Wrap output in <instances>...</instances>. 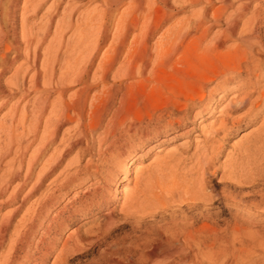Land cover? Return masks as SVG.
Returning <instances> with one entry per match:
<instances>
[{
  "label": "bare ground",
  "instance_id": "6f19581e",
  "mask_svg": "<svg viewBox=\"0 0 264 264\" xmlns=\"http://www.w3.org/2000/svg\"><path fill=\"white\" fill-rule=\"evenodd\" d=\"M4 1L0 0V77L23 55V63L5 82L13 90L10 94L32 96L20 113L16 106L3 116L9 118L7 124L0 122V161L13 156L7 162L6 182L22 179L11 200H1L0 206L14 203L17 192L29 185L21 204L0 217V264H47L57 248L58 233L78 218L84 219L81 225L87 224V216L94 210H106L104 222L84 234H80L81 226L73 228L51 262L70 264L80 246L94 244L115 224L117 198L110 193H116V185L127 181L131 164L138 157L133 154L135 146L158 141L184 126L189 113H193V120L202 113L209 117L222 105L192 153L176 157L177 150L168 151L155 166H137L133 187L126 182L120 192L119 214L133 219L135 227L147 220L158 222L154 223L157 226L148 225V235L144 233L140 243L131 244L133 251H118L113 243L116 252L105 250L97 261L216 264L219 253L213 248L224 238L215 218L209 219L210 208L223 201L233 203L230 188L264 175V116L258 126L241 135L226 161L219 165L215 161L228 129L256 120L264 110V39L260 34L264 0H78L71 8L70 0H24L22 51L3 25ZM49 1L47 13L42 14L45 22L27 27L26 14L37 13ZM92 2L96 4L90 10L79 11ZM186 10L187 16L168 25L151 43L153 34L166 21ZM191 52L210 67L202 71L193 65L196 81L192 87L172 89L173 96L164 97L160 91L165 88V68L182 76L190 68L194 71L192 64L186 69ZM10 53L15 55L8 60ZM1 90L0 108L8 101L2 100L5 95ZM238 111L243 112L235 116ZM71 124L76 134L69 138L71 128L66 127L58 147L48 156V147L56 142L62 128ZM190 131L186 128L184 133ZM35 143L38 148L30 153ZM27 152L30 154L21 178ZM72 152L74 157L66 160ZM85 156L88 158L79 165L81 168L69 174L59 171L49 183L52 191L27 206L13 224L25 201L63 162L67 170ZM16 157L20 159L15 167ZM143 170L148 171L144 177ZM217 173L221 181L218 193L213 184ZM71 187H76L75 198L83 195L79 205L66 215L64 206L51 217L60 196ZM6 189L1 181L0 199ZM234 226H230L232 231ZM234 261L231 252L229 264Z\"/></svg>",
  "mask_w": 264,
  "mask_h": 264
},
{
  "label": "rangeland",
  "instance_id": "374dc122",
  "mask_svg": "<svg viewBox=\"0 0 264 264\" xmlns=\"http://www.w3.org/2000/svg\"><path fill=\"white\" fill-rule=\"evenodd\" d=\"M23 2H24V0H17V1L16 0H5L4 4H6V6L3 4V8L1 10V13H2L3 18H4L3 22L5 21V24H3V25L6 26L5 28L8 30V36L10 38H12L14 36L18 40L17 43L19 42L20 44L18 43L17 48H18V50L21 49L20 51H22L23 45H24L23 41L21 40L22 39V37H21L22 36V33H21V27H22L21 12L23 11L22 10ZM49 3H50V1L47 4L43 5L41 7V9H39L37 11V13H35L36 15L33 14L32 12H30L31 15H28V14H30L29 12H28V14H26V18H27L26 23L29 24V25L26 24L27 27L36 25L37 23L40 24V23L45 22V21H43V20H45V18H43V17L47 13V11H45V10H46L47 6L49 5ZM77 3H79L78 0H70L68 4H70V8H71V7H73V5H76ZM94 4H96V3L92 2L89 5H85L83 7H80L79 11H88L92 8V6ZM10 6H12V7H10ZM13 7H15V8H13ZM5 11L8 13H6ZM42 14H43V17H42ZM188 14H189V11L188 12H187V10L182 11V12L178 13L176 17L171 18L170 20L166 21V23H164L163 26L159 30H157L156 33L153 34L152 38L150 39L151 43H153L156 40V38L158 36H160V34L168 27V25L172 24L177 19H181V18L187 16ZM59 16H60V14L57 16V18ZM10 17H13V19ZM7 18H9V19H7ZM6 21H7V24H6ZM11 27H14V28H11ZM12 29L14 30V33H13ZM260 31H261L260 34L264 39V28H260ZM11 32L13 33V35H11ZM21 41H22V44H21ZM19 47H20V49H19ZM105 48H106V46L102 50H104ZM20 51H18V52H20ZM20 54H21V52H20ZM189 54H190L189 55V61H188V65H187L188 68L186 67L187 70L190 67H192L193 65H195V67L198 70L202 69V71H205L210 67L209 66L210 64L208 62L203 61V59L197 58V56L194 55L192 52ZM14 55H13V53L8 54L7 55L8 60H11ZM22 57H23V55H20L19 57H17V61L15 60L11 64V66H9V69L5 73H3V75H1V77H0V85H1L0 87H2L1 89H3V90H1V89L0 90L3 91V93L5 95L2 100H4V101L8 100L5 103V105L0 108V122L3 124H7V121H9L8 117H3V116L5 114H7L8 111L12 109V107H16V106H17V108L19 107L18 111L20 113L21 112L20 109H22L23 104L25 105L27 103V101L30 100V98L32 96V95H29L26 97L24 96L25 98H22V96L20 95L21 93H16L14 95L10 94L13 90H11L10 89L11 87H9L8 84H6V82H5L6 79L8 80L10 78V76L12 75V73L14 72V70H15L14 68H16L20 63H23L24 57L23 58ZM192 57L194 60L196 58L195 61H197V62H195L192 59ZM99 58H100V55L98 56L97 60ZM193 63H195V64H193ZM203 63H205V64L203 65ZM191 64H192V66H190ZM195 67L193 66V69ZM168 68H170V67L165 68L166 75L163 78V80L165 79V81L163 82V80H162V82H163L162 85L165 86V88L167 86L170 89L166 88L167 89L166 90L163 87L164 90L162 89L163 91L161 90L160 94L163 95L164 97L165 96H169V97L173 96L172 89L180 91V90H183L181 88L184 87V85L191 88L192 83L194 81H196V76H193V75H195V69L193 71V70H191L192 68H190V71H189L190 73L186 71L187 73L185 72L186 74L182 76V75H178L175 73L173 74V71H171V68L170 69H168ZM204 68H206V69L204 70ZM172 74L175 75V77ZM180 76H182V77H180ZM173 78H174V81H172ZM263 82H264V80H263ZM181 83H183V84H181ZM95 90H98V88H96ZM69 92H71V91H69ZM54 96H56V95H53V97ZM221 107H222V105H220L218 108H215L211 112V115L209 117H207V115H205L203 113L199 116H196L194 118L195 121L193 120V116H194L193 113H189L188 122L184 126L179 127V128H175L174 130L167 133V135H165V136H160L158 141H151V142L147 143L145 146H137L136 145L135 149L133 151V154L136 152L135 154H137L136 156H138V157L135 160H133V163L131 164V172H130L128 179L126 181V182H128L129 188L133 187V184H134L133 177L135 175V171H136L137 166H142V167H147L149 165L155 166L156 163L158 161H160V159L168 151L177 150L176 157H179L181 154L186 156L185 155L186 152L188 154L192 153L194 151V149L196 148V145L201 143L202 135H204L209 130V126L211 125V122L214 121L219 116L220 113L218 110H220ZM242 112L243 111L236 112L235 116L238 114H241ZM263 116H264V110L259 113L256 120H253L249 123H244L245 125L242 123V124H240L234 128L228 129L227 135L223 138V142L221 143L219 153L217 154V157L215 160L217 165L222 163L225 159L227 160L229 158L228 156H231V150L234 148L236 143L240 140L241 135L245 132L250 131L255 126H258L260 124ZM0 125H2V124H0ZM66 127L71 128V130L69 131V135H67L69 138H72L76 134V130L74 128H72V127H75L74 124H71V126L69 125V126L63 127L60 134H59L58 139L56 140V142L53 145H50L48 147V152H47L48 156L50 153L53 152L52 150L54 148L58 147L57 145H59L60 136ZM186 128L191 129L189 134L184 133ZM100 132L101 131H99V133ZM72 133H73V135H72ZM220 136H222V134ZM36 143L38 144V142H36ZM36 143L31 148V150H29L30 153L33 149L38 148V145ZM22 144L23 145L25 144V139L23 140ZM62 147L63 146H60V149ZM29 152H27V156L25 157V159L23 160V163H22V166H23L22 172L23 173H21V178L24 175V172L26 169V162H27V160L29 158L28 156L30 154ZM74 153L75 152H72L69 155V157H67L66 160H68V158L69 159L73 158ZM47 155H46V157H47ZM12 157L13 156L9 155V156H6L5 158L1 159V161H0V182L3 181L4 187L7 188L4 192V196L1 197L0 201L1 200H4V201L11 200V199H9V197H10L13 189H15V191H17L18 185L22 182V179L21 180L15 179L14 181L6 182L7 181V179H6L7 178V175H6L7 171L6 170L9 167L8 166L9 164L7 162H9V160H11ZM87 158H88V156H85V158H81L78 163L73 164L72 166L67 168V170L63 169L65 166V162H63L58 167L55 174H53L51 177H49L44 182L43 187L41 189H39L32 197L28 198L29 200L27 199L25 201V203L23 204V206L21 207L19 212L14 216L13 224L15 225V223L21 218L23 213L26 211V208H28L27 206H30V204L31 205L36 204V202L38 200H40L41 197H43V195L45 193L52 191L51 190L52 188H50V187H52V184H49V183L59 173V171L63 170L66 173H68V172L72 173L75 171L74 169L81 168L80 166L84 165ZM19 159L20 158L16 157V160L13 162V165L15 167H16V165H18ZM137 164H140V165H137ZM39 168H40V166L38 165L35 172H38ZM143 172H141V173H143V175L141 173L140 174L144 177L145 175H147L146 173H148V171L143 170ZM118 176L121 177V174L119 171H118ZM142 176H141V178H143ZM219 178H220V173H217L213 179V182H214L213 184H215V188H216L215 190L217 193L220 192V190H221V181L219 180ZM255 179L256 180L249 183L251 185H249V184L242 185L241 184L239 186L233 187V189L230 188L231 191L233 192V195L235 196L233 203H230L228 201H223L220 204L214 203L213 206L209 210V215H211V216H209V219L215 218L214 220L218 223V225L221 228L220 234L224 238L223 241L216 243L215 247L213 248L214 251H217L219 253V255H218L219 259L216 262V264H229V262L231 261V252H233L234 256H235L234 264H264V175L263 176H257V178H255ZM88 182H89V180L85 181L83 183V187L86 188L88 186ZM126 182H122V183L117 184L116 185L117 192L114 193L113 191H111V193H110L111 194L110 196H112V197L115 196L117 198V201L115 202L116 208H115V212H114V216L116 215L115 216V222H114L115 224L113 225L112 229L108 232H105L106 234L103 232L102 235L99 236V238L100 237H102V238L97 240V242L99 241L98 244H97V242H95L94 244L80 246L81 249H79V252L77 251L78 253L73 256L74 259L71 261L70 264H95V263L97 264V261L101 260L100 259L101 254L105 250L107 251L110 249L109 251H112V252L115 251L116 252V250H114L111 247L115 243H116V245H118V251H121V252H126L127 250L133 251L134 250L133 246H135L137 243H140L142 241V239L148 235L147 230L150 227L148 225H150L151 223L154 224L156 222L150 223L149 220H147L146 222H143V224L141 223L139 227H135V224H133L134 223L133 219H131V218L125 219L124 216H121L119 214V208H120L119 206H120L122 198H123V194L120 192H121L123 186L126 184ZM28 189H29V185L27 187H25L21 192H19V194L17 192V199L15 200L14 203L7 204V205L6 204L1 205L0 206V217H2V215L4 216V215L8 214L10 212V210H13L16 206H18V204L20 205L21 199H22L23 195L28 191ZM75 189H76V187H71V189H69L65 195L60 196L61 198H60L56 208L52 211L51 217L53 216L52 214L56 213L58 210H61V208L64 206L67 207L66 212H64V214L66 215L67 212L71 211V209L74 206L79 205V202L82 199L83 195H81V193H79L78 196L81 195V197H79L80 199L75 198L74 197L75 195L73 194ZM115 203L114 202L111 203L110 206H113ZM105 211L106 210H102V211L98 212L97 210H94L87 216V221H89V222H87V224L81 225L83 223L84 219L78 218L77 221L70 224L63 231L58 233L57 244H56L57 248L54 251V253L50 256L47 264H51L54 257L58 254L62 244L64 243V240L67 238L68 234H70L71 230H73V228H75L77 226H81L80 228L82 230L80 231V234H82L85 230H88L92 227H95L96 223L102 224L104 222V216H102V214H104ZM233 221H235V222H233ZM147 222H149V224ZM232 222L235 223L233 231L231 230V227H230L233 224ZM156 224H154V225H156ZM151 226H153V225H151ZM156 226H154V227H156ZM107 233H108V235H107ZM144 233L145 234L147 233L146 236ZM232 236H233V238H232ZM101 239L103 242L101 241ZM131 244L132 245L134 244V245L132 246ZM206 251L208 252V254L210 253L209 249H207ZM209 262L206 261L204 264H211ZM192 264H197V263L193 262Z\"/></svg>",
  "mask_w": 264,
  "mask_h": 264
}]
</instances>
